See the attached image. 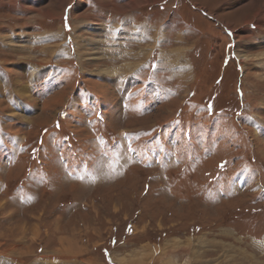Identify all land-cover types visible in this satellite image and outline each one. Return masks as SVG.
<instances>
[{
  "label": "rangeland",
  "instance_id": "374dc122",
  "mask_svg": "<svg viewBox=\"0 0 264 264\" xmlns=\"http://www.w3.org/2000/svg\"><path fill=\"white\" fill-rule=\"evenodd\" d=\"M110 1L0 0V264H264V0Z\"/></svg>",
  "mask_w": 264,
  "mask_h": 264
},
{
  "label": "bare ground",
  "instance_id": "6f19581e",
  "mask_svg": "<svg viewBox=\"0 0 264 264\" xmlns=\"http://www.w3.org/2000/svg\"><path fill=\"white\" fill-rule=\"evenodd\" d=\"M136 36H137V35H136ZM179 41H180V40H179ZM181 42H182V41H181ZM172 52H173V51H172ZM174 52H175V51H174ZM174 55H175V57L177 56V54H174ZM259 57H260V58H258V59L255 58L254 61H255V63L258 65V67H264V54L259 55ZM182 67H183V69L185 70V67H184V66H182ZM182 71H183V70H182ZM186 71H187V70H186ZM183 74H184V73H183ZM66 242H70V245L72 244V243H71V239H69V240L66 239ZM173 243H174V242H172L171 244H173ZM187 245H188V244H187ZM69 248H70V247H69ZM160 249H161V248H160ZM60 251H61V250H60ZM136 253H138V252H136ZM122 260H123V259H122ZM122 260H121V262H120L121 264H123L124 261L127 260V259H125V260H123V261H122ZM125 264H127V263H125Z\"/></svg>",
  "mask_w": 264,
  "mask_h": 264
},
{
  "label": "crops",
  "instance_id": "0c3cea01",
  "mask_svg": "<svg viewBox=\"0 0 264 264\" xmlns=\"http://www.w3.org/2000/svg\"><path fill=\"white\" fill-rule=\"evenodd\" d=\"M111 3L109 4V6L108 7H110V11H112V8L113 9H115V7H114V0L113 1H110ZM137 3V2H136ZM139 5H141V4H139ZM121 6V5H120ZM129 7V6H128ZM118 9H123V7L121 6V7H118ZM125 9H127V6H125V8L123 9V10H125ZM122 12V11H121ZM124 12H127V10H125ZM123 12V13H124ZM115 14H119V13H117V12H115ZM108 25H106V27H105V30H107V29H109V27H107ZM112 29V28H111ZM110 29V30H111Z\"/></svg>",
  "mask_w": 264,
  "mask_h": 264
}]
</instances>
